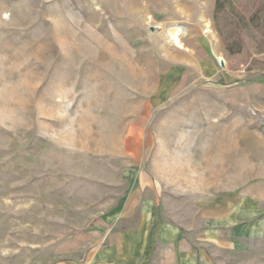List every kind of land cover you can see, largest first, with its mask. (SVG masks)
I'll list each match as a JSON object with an SVG mask.
<instances>
[{"label":"rangeland","instance_id":"374dc122","mask_svg":"<svg viewBox=\"0 0 264 264\" xmlns=\"http://www.w3.org/2000/svg\"><path fill=\"white\" fill-rule=\"evenodd\" d=\"M215 1L0 0V264H49L142 173L148 264H264V38L229 53L252 0Z\"/></svg>","mask_w":264,"mask_h":264},{"label":"crops","instance_id":"0c3cea01","mask_svg":"<svg viewBox=\"0 0 264 264\" xmlns=\"http://www.w3.org/2000/svg\"><path fill=\"white\" fill-rule=\"evenodd\" d=\"M146 174L139 175L125 192L111 197L106 207L87 231L76 233L70 239L58 243L51 250L49 264H148L155 258L158 238L150 226L156 220L150 211V223L144 210L145 192H156L155 185ZM154 215V216H153ZM181 249L189 245L182 242ZM165 249V256L170 255Z\"/></svg>","mask_w":264,"mask_h":264},{"label":"trees","instance_id":"16d2710c","mask_svg":"<svg viewBox=\"0 0 264 264\" xmlns=\"http://www.w3.org/2000/svg\"><path fill=\"white\" fill-rule=\"evenodd\" d=\"M231 1L229 0H216L214 5V13L213 19L214 23L218 22L219 14L224 13L227 7H231ZM259 3H261L259 5ZM228 7V8H229ZM251 11L240 14L239 16L234 15V19H236V24L234 23L233 26L228 25L230 28L224 30L218 27V33L225 45L226 50L229 53H238L242 50L243 46V38H242V30L248 27H251L256 32L260 33L261 37L264 38V15H263V7L264 1H256L252 0ZM254 8V9H253ZM242 22V25L240 22ZM217 24V23H216ZM227 28V27H226Z\"/></svg>","mask_w":264,"mask_h":264},{"label":"bare ground","instance_id":"6f19581e","mask_svg":"<svg viewBox=\"0 0 264 264\" xmlns=\"http://www.w3.org/2000/svg\"><path fill=\"white\" fill-rule=\"evenodd\" d=\"M205 28L206 29L204 30V32H209L207 23L205 24ZM183 35H184V30L180 25L170 26L167 30V38L169 42L177 47H183L182 44ZM217 59H221V58L217 57Z\"/></svg>","mask_w":264,"mask_h":264}]
</instances>
